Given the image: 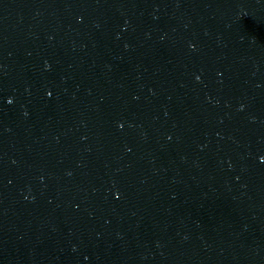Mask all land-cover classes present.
Masks as SVG:
<instances>
[{"label": "water", "instance_id": "95a60500", "mask_svg": "<svg viewBox=\"0 0 264 264\" xmlns=\"http://www.w3.org/2000/svg\"><path fill=\"white\" fill-rule=\"evenodd\" d=\"M264 0H0V264H264Z\"/></svg>", "mask_w": 264, "mask_h": 264}, {"label": "clouds", "instance_id": "9594fccd", "mask_svg": "<svg viewBox=\"0 0 264 264\" xmlns=\"http://www.w3.org/2000/svg\"><path fill=\"white\" fill-rule=\"evenodd\" d=\"M262 159H264V158H262Z\"/></svg>", "mask_w": 264, "mask_h": 264}]
</instances>
